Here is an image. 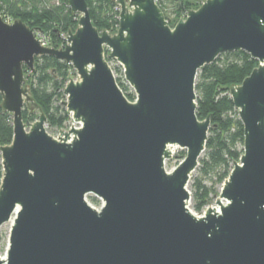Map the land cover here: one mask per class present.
Instances as JSON below:
<instances>
[{
    "label": "water",
    "instance_id": "water-1",
    "mask_svg": "<svg viewBox=\"0 0 264 264\" xmlns=\"http://www.w3.org/2000/svg\"><path fill=\"white\" fill-rule=\"evenodd\" d=\"M115 33L99 31L85 0H68L77 28L63 48L42 45L0 14L1 107L13 136L0 147V228L13 216L0 264H264V0H203L171 27L156 0H114ZM107 50V53H106ZM245 51L258 65L229 94L242 154L215 206L197 215L188 184L205 151L209 116L196 115L198 71ZM52 55L70 64L63 102L73 124L54 137L23 66ZM106 58L122 69L129 100ZM172 147L185 156L170 170ZM88 195L101 200L96 208Z\"/></svg>",
    "mask_w": 264,
    "mask_h": 264
},
{
    "label": "trees",
    "instance_id": "trees-1",
    "mask_svg": "<svg viewBox=\"0 0 264 264\" xmlns=\"http://www.w3.org/2000/svg\"><path fill=\"white\" fill-rule=\"evenodd\" d=\"M93 25L99 30L115 33L119 24V6L114 0H85ZM203 0H156L168 24L173 27L189 10L196 9ZM0 14L4 21L22 20L36 33L42 32L48 46L64 47V36L77 28L78 14L72 13L68 0H0ZM107 53V50H106ZM116 81L129 100L134 94L122 78L121 67L111 58ZM258 65L245 51L220 54L216 60L202 67L196 76V115L203 120L209 116L210 128L205 151L199 160L197 175L191 183V208L200 213L209 205L216 186L222 185L232 164L242 154L243 126L229 94V87L240 84ZM26 84L39 112H43L50 128L65 126L70 119L60 102L63 89L74 70L70 64L52 55L35 58L34 71L23 66ZM23 120L32 118L24 107ZM12 115L1 107L0 96V147L11 142ZM2 166L0 163V180Z\"/></svg>",
    "mask_w": 264,
    "mask_h": 264
},
{
    "label": "rangeland",
    "instance_id": "rangeland-1",
    "mask_svg": "<svg viewBox=\"0 0 264 264\" xmlns=\"http://www.w3.org/2000/svg\"><path fill=\"white\" fill-rule=\"evenodd\" d=\"M78 17H79V15H78ZM6 22H10V21H6ZM37 34H40V33H37ZM67 36H68V35H65V36H64V39H63L64 42H65L64 45L67 43V42H66V38H67ZM46 46H47V47H50V46H48V44H46ZM110 66L113 67V64H111ZM114 75H116V74H114ZM70 78H71V79H74V80L78 79V75H77V73H76L75 70H74V74H72V75L70 76ZM60 100H61L60 102L62 103V106L65 107V106L63 105V102L66 101V97L63 95V97H62ZM30 113L32 114V118L29 119L28 121L32 122V121H34V120H36V119L38 118L40 112H39L38 109H36V110H34L33 112H30ZM71 125H74V124H73L72 119H71V117H70V119L65 123V126L62 127V128H58V129L55 128V129H53V128H50V127L47 125V123H46V125H45V128H46V131H47L49 134H51L52 136L56 137V136L59 134V131H60L61 129L67 130ZM242 148H243V146H242ZM172 151H173V153H172V157H171L169 160H167L166 163H165V168H166L167 170H170L171 168H173V167H174L176 164H178V163L182 160V158L185 156V150H184V149H181V148H178V147H175V148L172 147ZM202 155H203V154H202ZM196 175H197V168H196V170L192 173L191 178H190V181H189V184H188V188H189V190H190V193L192 192V191H191V186H190V185H191V183H192V179H193ZM220 189H221V185H217V186H216V190H217V192H216V194L212 195L211 201H210V203H209L208 206H216L215 200H216V196L219 194ZM87 199H88V201L90 202V204H91L92 206H94V207H96V208H99V207H100V205H101V200H100L99 198H97V197H95V196H93V195H88V196H87ZM191 204H192V202L190 201V207H191ZM195 213H196V212H195ZM10 225H11V223H10V222H7V223H5L4 225H2V227L0 228V256H1V257H4L5 252H6V247H7V242H8V234H9V230H10Z\"/></svg>",
    "mask_w": 264,
    "mask_h": 264
},
{
    "label": "built area",
    "instance_id": "built-area-1",
    "mask_svg": "<svg viewBox=\"0 0 264 264\" xmlns=\"http://www.w3.org/2000/svg\"><path fill=\"white\" fill-rule=\"evenodd\" d=\"M39 39H40V41H41V43H42V45H44V46H46V44H47V42H46V40H45V38L40 34L39 35ZM110 64V63H109ZM117 64V63H116ZM111 65V64H110ZM118 65V64H117ZM121 71H122V69H121ZM115 78H116V75H115ZM122 78H123V75H122ZM124 79V78H123ZM125 81V80H124ZM126 83V82H125ZM131 89V88H130ZM132 91V90H131ZM134 94V93H133ZM134 98H135V95H134ZM76 127H78L79 125L78 124H74ZM207 207V206H206ZM205 207V208H206ZM205 208L200 212V213H196L197 215H201V214H203L204 213V210H205Z\"/></svg>",
    "mask_w": 264,
    "mask_h": 264
},
{
    "label": "bare ground",
    "instance_id": "bare-ground-1",
    "mask_svg": "<svg viewBox=\"0 0 264 264\" xmlns=\"http://www.w3.org/2000/svg\"><path fill=\"white\" fill-rule=\"evenodd\" d=\"M215 207H216V209L218 208L217 206H215ZM12 220H13V216H12V218H11V220L9 222L12 223Z\"/></svg>",
    "mask_w": 264,
    "mask_h": 264
}]
</instances>
